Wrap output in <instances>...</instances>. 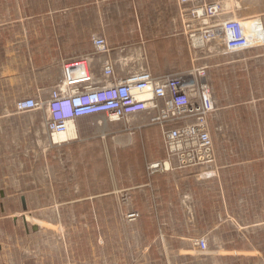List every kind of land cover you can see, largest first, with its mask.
Segmentation results:
<instances>
[{"label":"rangeland","instance_id":"374dc122","mask_svg":"<svg viewBox=\"0 0 264 264\" xmlns=\"http://www.w3.org/2000/svg\"><path fill=\"white\" fill-rule=\"evenodd\" d=\"M263 1L224 3L233 16L227 19L242 20L253 41L263 39ZM231 3L245 10L232 11ZM159 5L0 0V79L9 83L0 87V104L8 105L0 107V117H18L22 133L5 130L16 125L0 119V264H128L131 257L135 264H181V249L212 253L218 264H264V47L225 53L216 40L190 52L179 36L175 1L167 0L163 11ZM94 35H104L136 69L206 70L216 103L212 167L151 173L134 151L143 146L141 133L155 128L145 126L144 115L118 122L78 119L77 138L53 145L44 108L14 111L18 99H46L59 78L55 54L91 53ZM69 37L88 43L69 44ZM176 172L186 174L178 182L181 195L169 205L158 203L150 187L128 189ZM79 196L88 200L67 203ZM130 211L138 219H125ZM198 240H205L204 252L195 246ZM144 249H152L151 262H144Z\"/></svg>","mask_w":264,"mask_h":264},{"label":"built area","instance_id":"2783aa9c","mask_svg":"<svg viewBox=\"0 0 264 264\" xmlns=\"http://www.w3.org/2000/svg\"><path fill=\"white\" fill-rule=\"evenodd\" d=\"M175 2L181 33L190 52L195 53L216 40L222 41L225 53L264 47V35L260 41H253L245 23L223 18V8L218 4H202L198 0ZM90 42L89 55L61 64L60 77L46 99L40 95L18 99L14 111L23 114L44 108L51 143L78 119L103 117L118 122L144 115L145 126L159 130L166 154L164 161L149 164L151 173L212 167L210 121L216 103L206 70L153 75L146 66H141L119 76L114 62L108 58L94 68L96 57L110 53L104 36L94 35ZM96 70L99 76H95ZM63 109L68 111L66 117L59 114ZM138 217L135 211L125 215L129 222ZM195 246L202 252L206 250L205 240H198Z\"/></svg>","mask_w":264,"mask_h":264},{"label":"crops","instance_id":"0c3cea01","mask_svg":"<svg viewBox=\"0 0 264 264\" xmlns=\"http://www.w3.org/2000/svg\"><path fill=\"white\" fill-rule=\"evenodd\" d=\"M155 1H159V11H163L164 10V3L167 0H155ZM175 1V0H174ZM200 3L202 4H209V3H219L221 5V7L223 8V12L226 13V9L224 7V3L225 2H230L233 0H198ZM264 2V1H263ZM176 4V2H175ZM232 7V11L235 12H239L242 10H245V5L244 4H238V3H231L230 4ZM223 18H230L232 19L233 16L231 15V13H226L224 15H222ZM237 19H243V18H238L235 17ZM104 36V35H102ZM180 37H182V39H184V43H186V39L185 37L182 35V33L179 35ZM105 40L107 41L109 48H110V53L106 56L102 55L99 57H96L95 59V63H94V68L96 69L97 67L100 66L101 62L104 59H111L114 62L115 65V72L117 75L119 76H123L126 75L127 73L134 71L136 68V66L134 65V63H130V62H126V56H124L123 52H121V50H118L119 48L114 47L110 44V42L106 39V37L104 36ZM176 38V37H173ZM68 42L69 44H74V43H88V41H85V39H82L81 37L77 38V37H73V38H68ZM187 46V44H186ZM188 49V48H187ZM2 50V49H1ZM89 52V51H88ZM90 53V52H89ZM89 53H85L82 54L81 52L77 53H70L67 51H64V53H56L55 57L52 60V68L57 69V78L60 77V67L61 64L64 61L67 60H71L74 59L76 57H80V56H87L89 55ZM79 55V56H78ZM134 56V55H133ZM170 67V66H169ZM168 68V66L165 67V70ZM167 72V71H166ZM153 75H163V74H167L165 73H159L158 71H156L155 69H153V71L151 72ZM95 74L97 76H99L98 71H95ZM0 75H3V69H0ZM1 77V76H0ZM56 79V78H55ZM54 79V81H55ZM59 79V78H58ZM8 80L7 79H0V87L5 88V90L8 87ZM56 82V81H55ZM55 83L53 82V85ZM52 85V86H53ZM1 106H8L7 103L4 104H0ZM0 119L5 120L6 123H10V124H14L16 126L14 127H10V128H5V130H13L15 131V133L17 134H21L20 130H21V126H18L17 121L19 120L18 117H7V116H2L0 117ZM155 130V131H154ZM14 133V132H13ZM16 134V135H17ZM140 139L143 142V146L142 148H134V151L137 152L139 154V156H143V161L145 163L146 166H148L151 163H155V162H161L164 161L166 159V154L164 151V147H163V143H162V139H161V135L158 131L157 128H154L152 130L149 131H144L141 133L140 135ZM19 140H17L18 142ZM16 146H18V143L15 144ZM17 149H19L18 147H16ZM142 152V153H140ZM31 171H34V166L31 165ZM188 170H185V172ZM23 172V170H22ZM184 172L182 173H165L164 175H156V177L153 178L152 182L150 183H143V184H138L136 187H129L128 189H134V190H141L144 189L146 190V188L150 187V189L152 190L150 193L153 194L156 197V200H158V203H161L162 205L164 204L163 202H167L166 204L169 205L171 203H173L171 200H173V198H176V195H181L180 191V187H179V180H184ZM178 193V194H177ZM107 196V194H101L99 197L101 198H105ZM81 197V196H79ZM160 197H164L166 200L160 199ZM84 198V199H83ZM81 197L78 198L76 200H70L69 202H67L68 204L71 203H79L82 202L84 200H88L85 199L86 197ZM112 247H115V245H112ZM102 251L104 249V245H101ZM136 249L135 248H130L128 247V251H132L134 252ZM144 254H146L147 252L148 255L146 257V255H144V262L148 259L151 262L152 259V249H144ZM161 251V250H160ZM164 251V249H163ZM179 251H183L184 254H181L180 256H176V260H178L181 264H218V260L216 257H214V255H212V253H206V254H200L198 252H195L192 249H181ZM129 259L131 256L127 255ZM135 258L131 257V260H127L128 264H135ZM161 260V257H160ZM120 263V260L119 262ZM162 264V261H161Z\"/></svg>","mask_w":264,"mask_h":264},{"label":"bare ground","instance_id":"6f19581e","mask_svg":"<svg viewBox=\"0 0 264 264\" xmlns=\"http://www.w3.org/2000/svg\"><path fill=\"white\" fill-rule=\"evenodd\" d=\"M215 4H218L221 7L219 3H215ZM59 114L62 115L63 117H66L68 115V111L66 109H63ZM76 138L77 136H76L75 126L74 123H71L68 125L66 133L60 136H55L52 140V143L55 145L67 144L68 142L73 141Z\"/></svg>","mask_w":264,"mask_h":264},{"label":"water","instance_id":"95a60500","mask_svg":"<svg viewBox=\"0 0 264 264\" xmlns=\"http://www.w3.org/2000/svg\"><path fill=\"white\" fill-rule=\"evenodd\" d=\"M21 203H22V210L25 211L26 210V206H25V202H24L23 198H21Z\"/></svg>","mask_w":264,"mask_h":264}]
</instances>
